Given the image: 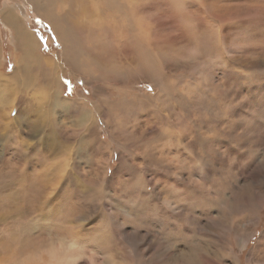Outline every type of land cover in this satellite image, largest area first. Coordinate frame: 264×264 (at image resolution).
Wrapping results in <instances>:
<instances>
[{
	"label": "rangeland",
	"instance_id": "1",
	"mask_svg": "<svg viewBox=\"0 0 264 264\" xmlns=\"http://www.w3.org/2000/svg\"><path fill=\"white\" fill-rule=\"evenodd\" d=\"M5 3L20 2L0 0V10ZM22 8L39 36L38 51H62L50 23L32 5ZM150 10L140 16L141 33H150L151 26L165 49L149 53L144 46L136 63H127L121 53L119 62L98 67L102 75L87 68L86 75L77 70L61 79L65 98L103 106L104 115L93 110L96 127L86 116L84 132L75 114L57 111L51 132L50 112L40 102L39 139H34L21 119L14 134L10 118L17 113L5 114L8 129L0 131V160L10 156L9 142L22 139L32 161L26 171L53 181L45 193L50 205L25 220L0 219V264H264V0H157ZM16 52L0 19V74L14 71ZM64 80L72 82L71 96L65 95ZM4 87L0 84V103L8 112L12 91ZM27 96L21 87V107L25 103L33 109L36 102ZM86 133L102 144L88 145ZM133 165L146 170L137 178L148 189L163 185L159 201L139 193L130 198L145 203L143 219L121 215L122 205L100 198L102 193L119 195L117 185L123 184L121 191L131 187L132 177L125 173ZM164 172L170 173L168 179L179 177L202 188L205 195L187 208L179 207L183 198L173 206L169 189L175 185L165 182ZM85 192L95 193L98 210L70 207L69 212L74 228L89 239L65 241L56 231L61 207L66 197H75V204ZM7 197L0 194V212L7 211ZM11 233L17 240L26 233L35 238L21 252ZM257 245L249 257L248 250Z\"/></svg>",
	"mask_w": 264,
	"mask_h": 264
},
{
	"label": "bare ground",
	"instance_id": "2",
	"mask_svg": "<svg viewBox=\"0 0 264 264\" xmlns=\"http://www.w3.org/2000/svg\"><path fill=\"white\" fill-rule=\"evenodd\" d=\"M15 1L20 3L18 5L16 3H5L3 9L0 10V19L4 26L10 30L13 45L17 48L16 53L19 55L14 71L10 75L7 73L6 75L4 72V74H0L2 89L7 86L12 91V100L9 103L10 111L7 112L6 108H3V103H0V131H7L8 122L4 121L6 119L5 114H9L10 118L14 110V113L17 114L13 119L10 118L14 122L13 127H11L14 128L11 129L14 134L17 133L18 129L15 122L19 119H21V124L25 125L28 132L32 134L39 133L41 116L40 106L38 107L37 103L40 104V102L50 112L46 118H49L47 122L51 132L56 130V112H63L66 108L73 107V105L78 106V110L73 107V111L84 132L88 127L86 116L89 117L92 127H96L93 110H100L103 106L99 102L92 103V105L88 99L72 101L65 98L62 95L64 91L63 86H61L62 77L66 74H75L77 70L86 75L88 72L85 69L87 68H96V71H100V75H102V71L98 67L109 64L113 60L119 62L121 53L127 55V63H136L139 57L141 58V50H144V46L145 49L146 47L149 48V53L163 50L166 46V44L162 45L157 37L152 34L151 26L147 25L150 30V33L147 34L146 32L141 33L142 28L139 27L140 16L143 12L151 13L150 8L157 0ZM161 1L169 3L170 0ZM23 4L32 5L34 10L50 23L51 30L54 31V35L62 43V51L56 55H47L38 51L41 42L39 36L31 30L27 13L22 8ZM124 30L128 38L126 41L120 37V32L124 34ZM150 46H155L156 49L150 48ZM146 54L148 55V50H146ZM83 55L87 58H85L86 60L79 59ZM71 66L75 70L72 68V71L68 73L66 69ZM21 87L26 88L27 95L31 100H35L36 106L34 104L33 109L32 106H26L25 103L21 107V100L18 98ZM100 93L101 89L99 93L97 91V94ZM135 101H137V98ZM16 102L20 103V110ZM100 112L104 115V108ZM85 135L90 136L88 145L102 144L93 136L94 133H86ZM52 145V151H54V144ZM26 146L28 148V144L22 139L9 142L6 151L11 154L9 157L0 160V164L6 166L0 169V194L8 195L7 198L9 199L7 211L0 212V219L11 217L16 220H25L29 214L46 206V203L51 204L45 193L53 180H45L44 177L46 176L43 175H29L26 170L32 161L29 153L25 151ZM36 160H39L38 156L35 157L34 161ZM9 236L15 245L18 243V251L21 252L28 247L31 239L35 238L32 235L29 236L28 233H26L23 240H17L18 237L15 233H11Z\"/></svg>",
	"mask_w": 264,
	"mask_h": 264
},
{
	"label": "snow or ice",
	"instance_id": "3",
	"mask_svg": "<svg viewBox=\"0 0 264 264\" xmlns=\"http://www.w3.org/2000/svg\"><path fill=\"white\" fill-rule=\"evenodd\" d=\"M81 84L84 83L83 80L80 81ZM64 84L67 86V92L65 93L66 96H71L73 92V86L72 82L70 80H64ZM86 91V90H85ZM148 91H152L151 86H148ZM78 110L77 105H73ZM73 107L66 108L61 115L62 116H68L71 117L74 115ZM240 125H237L239 127ZM22 134L28 135L29 133L26 131H23L21 129ZM34 139H39V133H37L34 137ZM144 170V169H137L134 165L131 166V170L128 173H125L126 175H129L132 177V186L129 187L125 191H121V189L124 187L123 184L117 185L114 189L116 193H119V195H111L109 193H102L101 197L102 199L115 201V204L117 206H121L119 208V211L121 212V215H130L135 216L137 218L143 219L145 216L148 215L147 207L144 202L137 201V200H131L130 198L137 196V194H143V195H149L152 197L153 200L159 201L161 196L163 195L162 191H159V189L163 185H153V189H148L143 181L141 179L137 178L138 172ZM112 171L111 169L109 170ZM146 171V170H144ZM159 171V170H158ZM186 175V174H182ZM163 176L165 177L166 183L174 184L175 187L169 189L171 191V194L173 196V199L169 202L173 206L176 205V201L183 198L185 200L184 204L179 205L181 209L189 207L190 202H194L197 198L205 195L202 188L196 187L194 184L191 183H185L182 181L179 177H176L175 179H168L170 176L169 172H164ZM65 183H67V179L65 180ZM63 190V185H61L60 189L57 190L56 195L53 197L55 199L60 192ZM89 195L92 196V201H88ZM121 196L125 197V199H121ZM76 201L75 197H66L65 201L61 207V216L62 220L61 223L57 226V234L60 237H63L65 241H70L74 237H78L82 242L88 241L89 237L85 235L83 230L77 231L74 228V221L71 218V213L69 212L70 207H75L77 209L87 208L90 212L97 211L98 210V204L96 203V196L94 192H85L81 197L80 200L77 201L75 204L73 202ZM151 201L147 202V205L150 206ZM193 206H196L195 203H193ZM105 221H110L111 217H102ZM98 230V229H97ZM56 244V241H53V245ZM95 246V245H91ZM257 247H252L248 250L247 255L249 257H254L257 251Z\"/></svg>",
	"mask_w": 264,
	"mask_h": 264
}]
</instances>
